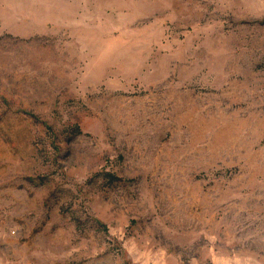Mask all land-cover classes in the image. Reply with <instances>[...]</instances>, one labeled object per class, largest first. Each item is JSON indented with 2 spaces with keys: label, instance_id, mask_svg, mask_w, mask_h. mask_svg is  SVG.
Masks as SVG:
<instances>
[{
  "label": "rangeland",
  "instance_id": "374dc122",
  "mask_svg": "<svg viewBox=\"0 0 264 264\" xmlns=\"http://www.w3.org/2000/svg\"><path fill=\"white\" fill-rule=\"evenodd\" d=\"M0 264H264V0H0Z\"/></svg>",
  "mask_w": 264,
  "mask_h": 264
}]
</instances>
